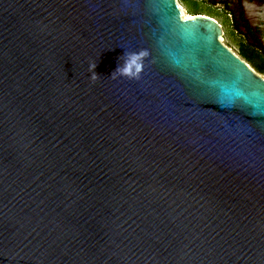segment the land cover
<instances>
[{
    "label": "water",
    "instance_id": "obj_1",
    "mask_svg": "<svg viewBox=\"0 0 264 264\" xmlns=\"http://www.w3.org/2000/svg\"><path fill=\"white\" fill-rule=\"evenodd\" d=\"M221 34L176 0H0V264H264V79Z\"/></svg>",
    "mask_w": 264,
    "mask_h": 264
},
{
    "label": "flooded vegetation",
    "instance_id": "obj_2",
    "mask_svg": "<svg viewBox=\"0 0 264 264\" xmlns=\"http://www.w3.org/2000/svg\"><path fill=\"white\" fill-rule=\"evenodd\" d=\"M184 18L201 16L221 29L219 42L264 79V0H179ZM180 9V8H179ZM227 22V28L223 22ZM225 41L229 44H226Z\"/></svg>",
    "mask_w": 264,
    "mask_h": 264
},
{
    "label": "clouds",
    "instance_id": "obj_3",
    "mask_svg": "<svg viewBox=\"0 0 264 264\" xmlns=\"http://www.w3.org/2000/svg\"><path fill=\"white\" fill-rule=\"evenodd\" d=\"M147 55L146 50L124 51L117 68L112 72L115 74L114 78L118 76L130 80L139 79L143 70V59Z\"/></svg>",
    "mask_w": 264,
    "mask_h": 264
},
{
    "label": "rangeland",
    "instance_id": "obj_4",
    "mask_svg": "<svg viewBox=\"0 0 264 264\" xmlns=\"http://www.w3.org/2000/svg\"><path fill=\"white\" fill-rule=\"evenodd\" d=\"M176 4H177L178 8H180V9H179V10H180V14H181L182 16H185V15H186V12L184 11L183 7L180 5L179 0H176ZM223 24H224V27L227 28V22L224 21ZM225 43L228 44L226 41H225ZM228 45H229V44H228Z\"/></svg>",
    "mask_w": 264,
    "mask_h": 264
}]
</instances>
